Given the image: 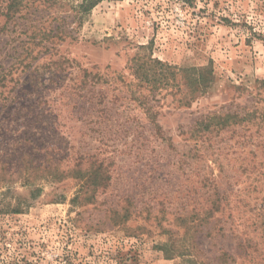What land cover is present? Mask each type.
I'll return each instance as SVG.
<instances>
[{
  "label": "rangeland",
  "instance_id": "374dc122",
  "mask_svg": "<svg viewBox=\"0 0 264 264\" xmlns=\"http://www.w3.org/2000/svg\"><path fill=\"white\" fill-rule=\"evenodd\" d=\"M81 1L21 0L9 19L0 0V154L12 163L36 146L38 163L88 151L111 180L76 204L70 178L0 179V264H264V0H90L85 13ZM149 57L206 67V89L189 95L183 74L151 90L130 69ZM213 113L243 120L190 137ZM207 176L224 196L214 238L172 219L192 197L204 203Z\"/></svg>",
  "mask_w": 264,
  "mask_h": 264
},
{
  "label": "trees",
  "instance_id": "16d2710c",
  "mask_svg": "<svg viewBox=\"0 0 264 264\" xmlns=\"http://www.w3.org/2000/svg\"><path fill=\"white\" fill-rule=\"evenodd\" d=\"M44 1L48 3L51 0ZM94 4L95 1L91 2L90 0H82L77 5V8H79L82 13H85L89 11ZM20 5L21 0H7V5L4 10L5 16L9 19H13L16 13L21 11ZM63 20H66V18H62V21ZM56 29L58 28H50L48 31H46V33H44V36H58L59 34H56ZM59 37L65 40L68 37V34L61 29ZM63 62H65V60H63ZM131 62L132 64L130 69L134 78H136L141 84L145 83V85L147 87H150L151 90L173 87L175 84L177 85L178 78H182L183 74H186V85L190 89L189 95H193L195 92L199 91V89L201 91L205 90L208 83V79L205 77V72H207L206 67L179 68L175 65L163 63L158 59L151 57L146 60H142V58H133ZM54 63L56 65L61 64V62L59 61H54L53 64ZM156 66H158V70L156 69ZM82 76L83 79H85L91 75L86 70H83ZM92 77H97V74H94ZM189 97L190 98L186 99V103H189V101H192L194 99L193 96ZM149 109L150 108H147V116L148 118H151L155 133L160 134L159 128L155 122L154 114ZM244 117L249 118V116ZM251 117L252 116L250 115V118ZM242 120L243 118L239 117L236 113L226 114L223 116L217 113H213L207 116H203L199 121L195 123V128L192 129L190 137L199 139L200 141L202 136L208 135L218 130L219 128L229 126L230 124H237ZM18 145H20V143L17 145H12L10 152H13V150L16 149ZM32 149L33 151H35L36 146H33L32 148L29 147V150H27V146L21 147V156H17V160L12 163L4 159L6 157L5 155L1 156L0 154V179L8 182L19 176H23L26 180H29L34 174L41 175L46 178V180L54 182H60L62 180L70 178L74 180L78 186L73 198L71 199V202L76 204L93 203L97 193L100 190H105L110 183V164H108L103 159L99 160L97 158H94L93 155H91V153L88 151L85 152V154L81 152L79 156L71 157L69 160H63L61 156L54 157V155L52 156L51 152L46 151L48 157L39 160L38 163H36L34 161V156L31 153L33 152ZM39 149H41V146ZM55 150L58 154L63 152V149L61 148H56ZM5 175H7V178H5ZM203 183L204 184L201 188L203 189L204 187H206L207 190V195L205 196L204 203L201 204V202L197 200L198 198L192 197L190 210L183 212L185 208H182L181 213L174 216L172 219L173 221L179 222L180 225H184V227L187 229L198 228L206 235L210 237H216L217 235H220V233H223V231H225L224 225L220 224V220L216 219L215 217L216 214L220 212L222 213L221 209L223 208L221 207V203L224 200V196L218 191L217 185L215 184L213 179L207 176L206 179H204ZM191 187L192 189H190L186 193L187 196H189V193H191L192 190L196 191V189L193 188L192 185ZM160 193L162 192L160 191ZM160 193L159 196L162 195L163 199L169 201L167 195ZM257 209L259 211L258 216L260 219H262L260 224L264 226V214H261V212L264 213V205H258ZM163 213L164 215H162L161 217H155L154 215V219H159L160 221L166 220L165 215L169 214V212L163 211ZM116 214L121 217L122 220L126 221L130 217L131 211L127 209L122 210L121 212H117ZM159 220L158 223H160ZM212 221L213 223L211 224ZM163 229L167 231V233L172 232L170 229L164 228V226ZM223 256L225 257L226 253H223ZM190 264L199 263L198 261L193 260Z\"/></svg>",
  "mask_w": 264,
  "mask_h": 264
}]
</instances>
